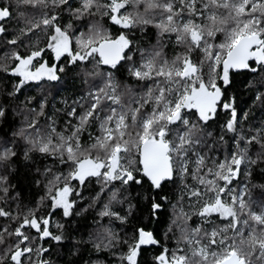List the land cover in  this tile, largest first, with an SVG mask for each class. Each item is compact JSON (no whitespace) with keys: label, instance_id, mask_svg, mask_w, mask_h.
<instances>
[{"label":"snow or ice","instance_id":"6c2138e0","mask_svg":"<svg viewBox=\"0 0 264 264\" xmlns=\"http://www.w3.org/2000/svg\"><path fill=\"white\" fill-rule=\"evenodd\" d=\"M21 3L29 11L19 13L16 34L9 37L0 23V117L10 109L23 117L0 138V173L21 151L25 160L43 161L34 173L43 194L21 204L9 175L0 174V264H53L44 241H62L66 227L53 216L71 219L89 207L99 208L93 223L109 224L77 244L92 243L113 264H140L142 246L159 249L152 264H264V200L248 187L264 180V121L249 123V111L240 116L228 94L234 75L260 73L245 87L255 89L253 106L264 107V0H17L16 7ZM0 4V21L10 20L12 3ZM168 45L178 49L172 57ZM121 71L132 83L117 78ZM68 80L82 85L81 94L57 108L55 92ZM21 92L34 94L21 100ZM221 109L227 118L217 138L208 125ZM177 181L165 232L179 233L173 248L143 224L123 239L112 230L113 221L127 224L139 196L133 186L159 192ZM169 199L153 196L150 216Z\"/></svg>","mask_w":264,"mask_h":264},{"label":"trees","instance_id":"16d2710c","mask_svg":"<svg viewBox=\"0 0 264 264\" xmlns=\"http://www.w3.org/2000/svg\"><path fill=\"white\" fill-rule=\"evenodd\" d=\"M5 2L12 3L13 7L12 18L10 20H3L0 23H4L9 28V37L13 34H16L20 27L23 26L22 19L19 16V13L29 11L23 4L21 3L20 7H16L17 0H5ZM0 6H3L0 4ZM67 17L65 18V21ZM15 30V31H13ZM149 33L152 36L151 42H155V29L149 27ZM137 35L139 36V32L137 31ZM147 39V38H145ZM223 39L222 36H219L216 39V43H219ZM178 49H174L172 45L167 46V55L172 57L175 55ZM182 51V49H179ZM4 53L0 51V56ZM196 59H199V56H196ZM127 76L126 71H121L117 73V78L121 80L122 83H132V81H124V77ZM260 79V73H257L255 76L250 73L242 72L240 75H234L232 80V87L228 88V94H233L235 96V106L237 107V111L240 116H243L245 110L249 111V123L254 125H258L260 121H264V107H261L259 104L253 106L254 91H249L245 86L248 84V81H258ZM13 81H8L9 88ZM64 84L63 87L59 88L58 91L55 92V101L57 108L62 107L60 101L62 99H67L69 103L76 99L77 96L81 94L82 85L79 82H73L68 80ZM86 90V89H83ZM25 94L33 95V92H21L19 94V98L24 99ZM193 111V110H189ZM52 109L49 108V114H51ZM227 117L224 116L223 110L221 109L218 112L217 117L213 123L208 125V130L214 131L215 136L218 138L221 134L220 126L221 123L226 120ZM23 119L22 116L14 115L12 110L8 111L7 117H0V138L10 137L12 132L16 127L19 126L20 121ZM249 124H244L245 128H248ZM239 128V124L237 125ZM211 143V141H209ZM217 147L221 148V156H223L224 146L218 144ZM215 154V153H213ZM43 161L39 163H33L32 159L25 160L23 157V152L17 156L16 159L12 161V164L7 173L9 175L10 183L15 186V191L21 193V204H28L29 200L35 201L43 194L42 186L38 188L35 184V179L38 177L35 176V169L37 167L43 166ZM257 171H259L257 169ZM246 178L241 174L238 177V183H245ZM178 181L176 183H164V186L159 192H156L152 189H147L145 186L136 187L133 186L131 189L132 195L134 197L139 194L138 198L132 199L130 203H132L135 207L131 209V215L127 221V224H121L119 221H113L111 224V228L114 232L119 233L121 239L124 238L125 234L130 235L133 231V228L139 226L141 224L145 225L147 228L155 230L156 238L163 245L167 241V246L169 249L173 248L175 245L173 243L174 237L178 236L179 233L173 229V232H169L167 237L165 236V232L169 227L170 221L173 218V202L177 200L178 196ZM238 183H233L232 187L235 188L238 186ZM264 184V180H259L258 178H254L251 181V184L248 186L249 191L251 192L252 198L257 201L264 200V189L260 187H252V185ZM95 185V181L92 182L93 186ZM85 197L89 195L87 191H85ZM94 194V193H93ZM168 195L170 199L166 202L160 201L162 204L161 209L157 210V218H152L150 216V208H151V198L156 196L157 200H159V196ZM147 196L148 199L145 200L144 197ZM88 203L87 200L79 202L75 211L80 212L81 209L85 208V205ZM119 208V206H117ZM124 211L121 214H125L128 211V205H123ZM184 210L186 212L191 211L188 207L187 201L184 203ZM99 211V208H87L86 211L82 212L79 217L73 213L71 219L62 218L61 213L57 212L53 216L54 221H58L60 224H64L66 227L63 230L64 239L62 241H49L45 240V247H50L49 252L44 257L45 259H49L53 262V264H83L84 260H88L89 257L91 260H104L106 264H113V260L111 254L108 252H104L102 255L95 253L93 251L92 243H80L77 244V241H88L89 234H92L93 237L96 236L98 230H101L103 226L109 224L107 218H104L102 224L93 223L94 220L98 219L96 213ZM54 234H59L60 229L55 227V223L51 229ZM76 248H80L81 255H73V252ZM159 249L155 246L147 247L142 246L141 253L138 257L140 264H152V257L155 253H157Z\"/></svg>","mask_w":264,"mask_h":264},{"label":"flooded vegetation","instance_id":"af4514ba","mask_svg":"<svg viewBox=\"0 0 264 264\" xmlns=\"http://www.w3.org/2000/svg\"><path fill=\"white\" fill-rule=\"evenodd\" d=\"M186 111H189V110H186ZM194 111V110H193Z\"/></svg>","mask_w":264,"mask_h":264}]
</instances>
